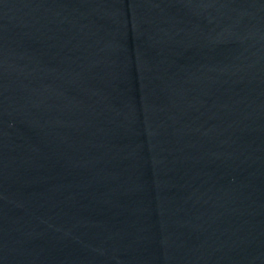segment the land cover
Here are the masks:
<instances>
[{
	"label": "water",
	"instance_id": "95a60500",
	"mask_svg": "<svg viewBox=\"0 0 264 264\" xmlns=\"http://www.w3.org/2000/svg\"><path fill=\"white\" fill-rule=\"evenodd\" d=\"M0 264H264V0H0Z\"/></svg>",
	"mask_w": 264,
	"mask_h": 264
}]
</instances>
